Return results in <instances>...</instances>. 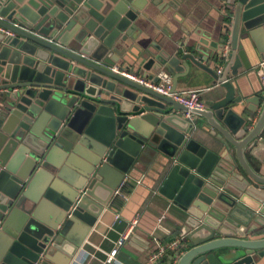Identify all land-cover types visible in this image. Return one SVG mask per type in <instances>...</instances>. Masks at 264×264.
I'll use <instances>...</instances> for the list:
<instances>
[{
	"label": "water",
	"instance_id": "water-1",
	"mask_svg": "<svg viewBox=\"0 0 264 264\" xmlns=\"http://www.w3.org/2000/svg\"><path fill=\"white\" fill-rule=\"evenodd\" d=\"M180 1L0 0V264H73L140 163L165 170L159 192L183 213L177 249L153 264H264V173L248 162L264 169V89L236 84L264 59V0H229L218 41L138 48L150 6ZM139 59L172 90L205 72L224 92L190 122L120 73Z\"/></svg>",
	"mask_w": 264,
	"mask_h": 264
},
{
	"label": "crops",
	"instance_id": "crops-1",
	"mask_svg": "<svg viewBox=\"0 0 264 264\" xmlns=\"http://www.w3.org/2000/svg\"><path fill=\"white\" fill-rule=\"evenodd\" d=\"M222 3L223 0H181L177 8H169L165 13L150 6L139 24L141 32L134 43L140 49H155L156 44L175 51L179 44H190L200 36L206 35L210 40L218 41L225 24L231 22L228 17L231 12ZM228 35L225 37L228 38ZM128 43L133 41L129 40ZM142 66L143 62L139 59L132 72L145 79L155 76L157 70L154 65L146 69ZM263 74L258 68L244 70L240 67L236 77L237 93L246 97L264 89ZM200 77L199 80L179 78L176 88L203 89L201 97L207 108V102L223 94L224 89L216 84L214 86L212 78L205 72H200ZM175 113L184 117L182 111ZM203 123L202 118L197 119V125ZM194 135L199 139L205 134L197 129ZM248 162L253 169L264 173V169L251 156H248ZM155 167L140 163L127 175L125 184L104 205L73 264H110L107 256L124 234H128V237L118 246L111 264H153V255L160 245L178 240L183 213L172 200L159 192L165 170L161 171V167L157 166L156 171ZM262 235L263 232L250 238ZM160 259L164 261L166 255Z\"/></svg>",
	"mask_w": 264,
	"mask_h": 264
},
{
	"label": "built area",
	"instance_id": "built-area-1",
	"mask_svg": "<svg viewBox=\"0 0 264 264\" xmlns=\"http://www.w3.org/2000/svg\"><path fill=\"white\" fill-rule=\"evenodd\" d=\"M229 0H223V7L226 9V6L229 4ZM0 29H2L0 27ZM228 49V40L224 44V55H226ZM258 69L261 72H264V59H262L258 63ZM120 73L132 80L137 82L143 83L144 85L152 88L156 92L171 97L174 101L182 104L186 110L182 111L183 116L187 118L190 122H193L195 116L193 114V110L203 109L205 108V101L201 97V93L203 89H186V90H172V75L166 69H159L157 70L155 76L151 79H145L139 77L135 72L129 70H122ZM262 81L264 85V74L262 75ZM161 220V218H159ZM128 237V234H124L113 249L109 252L107 256V262L113 263L115 260V254L118 250V246ZM180 240H178L160 245L159 250L157 253L153 255V260L157 261L162 256L166 255L167 253L174 252L179 244Z\"/></svg>",
	"mask_w": 264,
	"mask_h": 264
}]
</instances>
